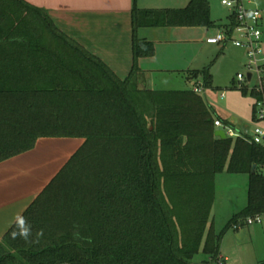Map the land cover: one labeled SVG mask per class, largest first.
Instances as JSON below:
<instances>
[{"label": "trees", "instance_id": "trees-1", "mask_svg": "<svg viewBox=\"0 0 264 264\" xmlns=\"http://www.w3.org/2000/svg\"><path fill=\"white\" fill-rule=\"evenodd\" d=\"M132 22L133 66L122 79L46 10L0 0V162L41 137L85 138L4 235L0 264H193L200 251L210 256L203 264H223L224 233L264 214V144L243 130L217 136V118L233 124L194 88L139 87L138 61L156 47L137 30L217 25L209 1L135 6ZM235 24L232 15L226 29ZM201 72L212 87L210 68ZM224 171L248 174V198L217 233L210 217Z\"/></svg>", "mask_w": 264, "mask_h": 264}, {"label": "crops", "instance_id": "crops-1", "mask_svg": "<svg viewBox=\"0 0 264 264\" xmlns=\"http://www.w3.org/2000/svg\"><path fill=\"white\" fill-rule=\"evenodd\" d=\"M26 1L46 10L63 32L100 57L122 79L129 75L133 66L134 29L132 12L134 7L137 6L141 9L185 7H169V5H172V1L175 2L176 0ZM252 1L253 5L259 6L257 0ZM231 20L232 11L230 10L226 20H215L219 26L216 30L197 31V33L203 34V37L207 38L214 36L225 30ZM177 27L181 26H143L137 30V36L140 39L153 41L156 47L153 56L141 57L138 61L142 71L139 77L140 85L146 84L157 72L169 71L170 61L173 62L175 67L184 65L186 62L178 54L172 53L171 55L160 56L163 59L161 63L158 55V46L171 43L173 41L172 34L174 35L173 29ZM183 27L194 28L199 26ZM207 43L218 45L217 48L212 47L211 49L214 51L219 49L218 57L225 56L227 46L230 44V42L209 43L208 41ZM234 48L237 49H235V52L240 51L246 56L244 49L237 46H234ZM211 50L209 49L206 56H213L214 51L211 53ZM165 63H167V66ZM196 69L198 68L194 66L190 68V70ZM254 104L252 106L253 119H257L254 114ZM217 115L222 117L218 113ZM84 142L85 138L81 137H41L32 149L0 162V241ZM241 210L236 211L234 215ZM256 226L250 231V240L253 242L257 237H260L264 242V222ZM220 257L222 261L228 258V256L224 257L222 253ZM259 258V261H263L264 254L260 255ZM209 260L205 259L201 263L203 264L204 261Z\"/></svg>", "mask_w": 264, "mask_h": 264}, {"label": "rangeland", "instance_id": "rangeland-1", "mask_svg": "<svg viewBox=\"0 0 264 264\" xmlns=\"http://www.w3.org/2000/svg\"><path fill=\"white\" fill-rule=\"evenodd\" d=\"M209 1L212 18L216 21L226 20L230 9L222 4V0ZM188 2L189 0L172 1V5L169 7L187 6ZM257 4L264 9V0H257ZM218 27L217 24L210 27L181 26L174 28V35L172 34L173 37H171L173 41L158 46V55L160 57L172 53L178 54L186 62L184 65L175 67L170 61L169 71L157 72L150 78L152 89H193L196 85H202L204 87L202 94L216 110V113L230 121L233 117L238 119L237 124L231 126L234 132L242 135V129L247 128L248 133L252 135L256 127L264 129V119H253L252 106L256 99L250 92L244 95L240 90L242 85L248 86L247 83L238 80L239 73L245 74L247 72V55L244 56L240 51L235 52V45L233 46L230 42L225 51V56L218 57L219 49L211 50L212 47L217 48L218 45L208 44L207 37L197 33V31L216 30ZM209 49L211 53L214 51L213 56H206ZM162 62L163 59H161ZM165 65L167 66V63ZM192 66L198 68L196 69L198 73L195 72L196 70H190ZM205 68H210L213 87L204 86L205 77L201 71ZM234 84L237 87H234ZM222 93H225L224 97L221 96ZM247 198V174H233L224 171L216 176L215 199L210 217V224L213 225L215 232L220 233L223 230L234 213L246 205ZM262 222H264V216ZM259 224H245L239 229L230 228L224 233L221 241V253L228 258L223 260V264H264V260L259 261L260 255L264 254L262 238L257 237L253 242L250 240V231ZM205 259L209 260L210 256L200 251L194 256L192 263L202 264L201 262Z\"/></svg>", "mask_w": 264, "mask_h": 264}, {"label": "built area", "instance_id": "built-area-1", "mask_svg": "<svg viewBox=\"0 0 264 264\" xmlns=\"http://www.w3.org/2000/svg\"><path fill=\"white\" fill-rule=\"evenodd\" d=\"M252 0H222V4L232 11L235 17L236 24L233 28L220 31L214 36L208 37L209 43L231 42L233 45L245 50L247 55V72L239 73L238 80L248 84L250 90H255L262 94L260 99L255 102L256 118L264 119V41H263V20L264 9L252 4ZM230 30V31H229ZM248 73H251L250 80ZM245 85H242L243 87ZM194 91L198 93L204 92L202 85H196ZM225 93L222 94L224 96ZM217 129H224L227 136H241L234 132L230 125H225L224 122L217 118L215 120ZM244 131V129H242ZM252 141L264 144V129L256 127L253 134L250 135ZM264 214L250 216L244 220V225L261 223ZM242 223H237L233 229L242 227Z\"/></svg>", "mask_w": 264, "mask_h": 264}, {"label": "water", "instance_id": "water-1", "mask_svg": "<svg viewBox=\"0 0 264 264\" xmlns=\"http://www.w3.org/2000/svg\"><path fill=\"white\" fill-rule=\"evenodd\" d=\"M250 78H251V73H248V79L250 80ZM139 87H140V89L147 88L148 90H151L152 89L151 80L149 79L146 84L145 83L141 84V85H139ZM231 122H232V124H237L238 119L236 117H233ZM244 131L247 132L248 129L245 128ZM215 134L217 136L221 137V138H226L227 137V134H226L224 129H217ZM255 168H256V165L253 166V171L255 170Z\"/></svg>", "mask_w": 264, "mask_h": 264}]
</instances>
